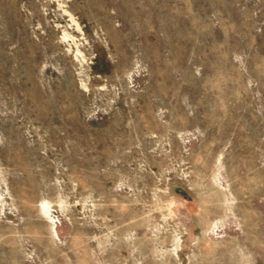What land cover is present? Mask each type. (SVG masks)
<instances>
[{
  "label": "rangeland",
  "instance_id": "374dc122",
  "mask_svg": "<svg viewBox=\"0 0 264 264\" xmlns=\"http://www.w3.org/2000/svg\"><path fill=\"white\" fill-rule=\"evenodd\" d=\"M0 264H264V0H0Z\"/></svg>",
  "mask_w": 264,
  "mask_h": 264
}]
</instances>
